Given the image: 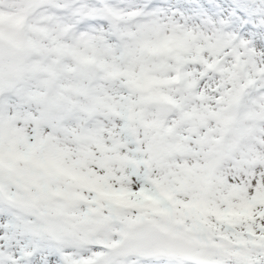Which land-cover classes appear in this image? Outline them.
I'll return each mask as SVG.
<instances>
[{"label":"snow or ice","instance_id":"snow-or-ice-1","mask_svg":"<svg viewBox=\"0 0 264 264\" xmlns=\"http://www.w3.org/2000/svg\"><path fill=\"white\" fill-rule=\"evenodd\" d=\"M0 264H264V0H0Z\"/></svg>","mask_w":264,"mask_h":264}]
</instances>
